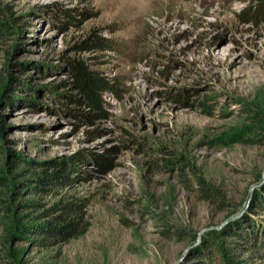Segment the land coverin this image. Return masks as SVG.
<instances>
[{"label": "rangeland", "instance_id": "obj_1", "mask_svg": "<svg viewBox=\"0 0 264 264\" xmlns=\"http://www.w3.org/2000/svg\"><path fill=\"white\" fill-rule=\"evenodd\" d=\"M255 2L0 0L13 28L0 36V264H203L212 251V264H264L231 234L264 236ZM92 34L113 45L82 46ZM75 59L120 88L106 113L74 100ZM55 168L70 182L46 183ZM73 198L86 205L71 236L22 238L17 225Z\"/></svg>", "mask_w": 264, "mask_h": 264}, {"label": "trees", "instance_id": "obj_2", "mask_svg": "<svg viewBox=\"0 0 264 264\" xmlns=\"http://www.w3.org/2000/svg\"><path fill=\"white\" fill-rule=\"evenodd\" d=\"M250 16L256 17L264 23V0H256ZM12 23L8 20L0 19V36L7 33H12ZM113 45L110 39L92 34L90 40H85L82 46L105 48V46ZM70 72L72 75L71 83L77 90L72 96L74 100L88 107L84 110V114H103L106 113V106L110 102L106 99V95H113L120 98V91L116 84L111 82L106 76L101 75L95 69H92L84 59H75L71 63ZM204 110L210 112L209 106L204 105ZM70 169L55 168L52 175L46 176L45 182L52 183L54 181L70 182ZM48 170L45 169V172ZM199 187L204 195L212 196L213 189L203 180L199 181ZM260 196L256 199V206L264 211V184L261 187ZM86 205L85 201L80 198L66 199L61 204L52 205L47 208L40 209L34 213V223L17 225L21 230L22 238L33 240L37 245H49L56 240H64L71 236L75 231V226L78 223L75 219V214L81 215ZM24 206H32L33 210L40 208V203L26 201ZM254 229V228H253ZM232 235H236L244 240L245 249L250 255L264 257V236L259 237L254 230H247L239 227L231 231ZM214 258L213 251L209 253L206 261L203 264H212Z\"/></svg>", "mask_w": 264, "mask_h": 264}]
</instances>
